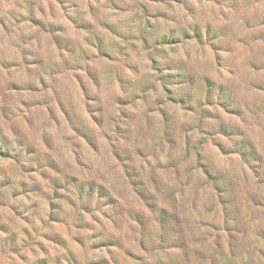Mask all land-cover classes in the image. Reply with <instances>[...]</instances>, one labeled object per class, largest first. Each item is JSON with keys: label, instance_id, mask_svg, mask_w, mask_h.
I'll return each instance as SVG.
<instances>
[{"label": "rangeland", "instance_id": "rangeland-1", "mask_svg": "<svg viewBox=\"0 0 264 264\" xmlns=\"http://www.w3.org/2000/svg\"><path fill=\"white\" fill-rule=\"evenodd\" d=\"M0 264H264V0H0Z\"/></svg>", "mask_w": 264, "mask_h": 264}]
</instances>
